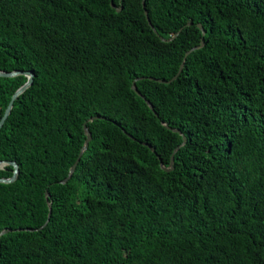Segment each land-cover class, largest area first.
I'll return each instance as SVG.
<instances>
[{
    "label": "trees",
    "instance_id": "trees-1",
    "mask_svg": "<svg viewBox=\"0 0 264 264\" xmlns=\"http://www.w3.org/2000/svg\"><path fill=\"white\" fill-rule=\"evenodd\" d=\"M145 8L0 0V264H264V0Z\"/></svg>",
    "mask_w": 264,
    "mask_h": 264
},
{
    "label": "water",
    "instance_id": "water-1",
    "mask_svg": "<svg viewBox=\"0 0 264 264\" xmlns=\"http://www.w3.org/2000/svg\"><path fill=\"white\" fill-rule=\"evenodd\" d=\"M142 4H143L144 12H145V15H146V18H147L149 24H150L151 27L154 29V31H156V29L154 28V26L152 25V23H151V21H150V19H149L148 11H147V9L145 8V0H142ZM112 5L114 6V3H113V2H112ZM117 9L119 10L120 7H117ZM197 25H198V27L202 30V33L204 34V33H205V30H204V28H203V25H202L201 23H197ZM180 30H181V29H179L178 32H180ZM178 32H177V33H178ZM174 36H175V35H173V36L170 37V38H164L163 36H160V37H161L163 40H170V39H172ZM203 44H204V41H203V38H201L199 44L194 45V46H192L189 50H187V52H186V54H185L184 57H186V55H187L188 53H190L191 51H193L194 49H197V48L201 47ZM182 66H183V62H182L181 65H180V68H179L178 73H179L180 70L182 69ZM178 73L175 74V75H174L171 79H169V80H164V79L156 78V77H150V78L155 79V80H157V81H159V82H170V81H172L173 79H175V78L178 76ZM18 74H24V75H26V76H27V79H26V81H25L23 84H21V85H20V86L14 91V93L12 94L11 99H10V101H9V103H8V105H7V107L5 108L4 113H3V115H2L1 118H0V128L2 127V125H3L4 121L6 120L7 116L9 115V113H10V111H11V109H12V106H13L14 100H15L20 94H22V93H23V92H24V91H25V90H26V89L32 84L33 77H34V72H33L32 70H21V69H15V70L7 71V70H2V69H0V76L10 77V76L18 75ZM136 79H137V78H135V80H134L133 83H132V88L135 89V90L137 89V88H136V85H135V81H136ZM139 94H141V93H139ZM141 95H142V94H141ZM142 96H143V95H142ZM143 97H144V96H143ZM144 98H145V97H144ZM145 100H146L147 104L149 105V107L152 108V109L154 110L153 104H152L149 100H147V99H145ZM154 111H155V110H154ZM155 113H156V112H155ZM156 114H157V113H156ZM96 117H97V116H91V117H89V120H93V119L96 118ZM162 122H163V124L166 125L168 128H171V129H173L174 131H178V132L181 133V131H179V129L170 127V126L168 125L167 122H165V121H162ZM83 127H84V130H85V133H86V139H85V141H84V144H83V146H82V149H81L80 154H81V153L87 148L88 143H89V140L91 139V132H90L89 128L87 127L86 123H84V126H83ZM127 134H128L129 136L133 137L130 133H127ZM182 137H183V142H185L186 137H185L183 134H182ZM144 143H146V142H144ZM148 146L151 148L152 151H155V148H154L153 146H151L150 144H148ZM178 147H179V146H176V147H175V150H177ZM78 160H79L78 158L75 160V162L73 163V165H72V166L70 167V169H69L68 175H67L63 180H61V182H66V181L68 180V178H69V177L71 176V174L73 173V171H74V169H75V167H76V164H77ZM6 164H12V165H13V173H12L11 176H8V177H4V176L0 177V182H11V181H14V180L17 178V176H18V173H19V166H18V163H17L16 161H14V160H9V161H7V160H0V168H3ZM172 164H173V155H171V160H170V164H169V166H165L164 163L160 160V166H161L163 169H165V170H169V169H171V168H172ZM46 195L49 196V192H48V191H46ZM49 214H50V212H49ZM47 221H48V219L46 220V222H47ZM46 222H45L43 225H45ZM41 227H42V226H41ZM34 229H36V228H34ZM8 230H9V229H3V230L0 231V234L5 233V232H7Z\"/></svg>",
    "mask_w": 264,
    "mask_h": 264
}]
</instances>
